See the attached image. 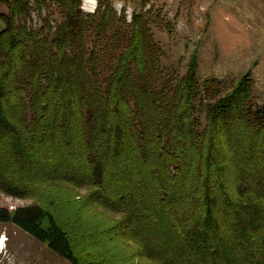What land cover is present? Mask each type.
<instances>
[{
  "label": "trees",
  "instance_id": "16d2710c",
  "mask_svg": "<svg viewBox=\"0 0 264 264\" xmlns=\"http://www.w3.org/2000/svg\"><path fill=\"white\" fill-rule=\"evenodd\" d=\"M96 1L0 0V194L30 200L0 224L69 264H264L251 74L179 77L151 10Z\"/></svg>",
  "mask_w": 264,
  "mask_h": 264
},
{
  "label": "rangeland",
  "instance_id": "374dc122",
  "mask_svg": "<svg viewBox=\"0 0 264 264\" xmlns=\"http://www.w3.org/2000/svg\"><path fill=\"white\" fill-rule=\"evenodd\" d=\"M116 12L151 10L153 40L162 50V67L182 76L197 54L200 82L216 78L230 81L251 74L255 106L264 101V0H111ZM96 0H81L85 13H93ZM158 18V19H155ZM201 120L203 113H201ZM30 200L0 194V206L9 210ZM0 264H69L12 224H0Z\"/></svg>",
  "mask_w": 264,
  "mask_h": 264
},
{
  "label": "bare ground",
  "instance_id": "6f19581e",
  "mask_svg": "<svg viewBox=\"0 0 264 264\" xmlns=\"http://www.w3.org/2000/svg\"><path fill=\"white\" fill-rule=\"evenodd\" d=\"M6 240H5V238L3 237L2 238V240H1V242H0V250H2L3 249V245H4V242H5Z\"/></svg>",
  "mask_w": 264,
  "mask_h": 264
}]
</instances>
